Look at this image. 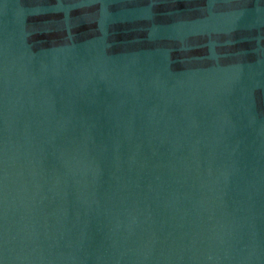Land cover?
Returning a JSON list of instances; mask_svg holds the SVG:
<instances>
[{
	"label": "water",
	"instance_id": "95a60500",
	"mask_svg": "<svg viewBox=\"0 0 264 264\" xmlns=\"http://www.w3.org/2000/svg\"><path fill=\"white\" fill-rule=\"evenodd\" d=\"M0 264H264V0H0Z\"/></svg>",
	"mask_w": 264,
	"mask_h": 264
}]
</instances>
